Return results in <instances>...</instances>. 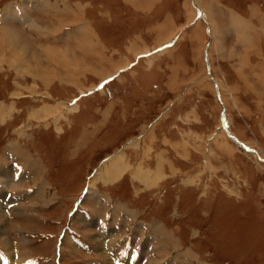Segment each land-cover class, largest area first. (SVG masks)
<instances>
[{
  "label": "rangeland",
  "instance_id": "obj_1",
  "mask_svg": "<svg viewBox=\"0 0 264 264\" xmlns=\"http://www.w3.org/2000/svg\"><path fill=\"white\" fill-rule=\"evenodd\" d=\"M169 1L119 52L89 23L117 44L125 9L45 0L47 43L2 10L31 63L0 55V264H264V0Z\"/></svg>",
  "mask_w": 264,
  "mask_h": 264
},
{
  "label": "crops",
  "instance_id": "obj_2",
  "mask_svg": "<svg viewBox=\"0 0 264 264\" xmlns=\"http://www.w3.org/2000/svg\"><path fill=\"white\" fill-rule=\"evenodd\" d=\"M3 1V2H2ZM29 1L33 2V3H37L35 5L32 4H28L27 7V12H24L23 9L21 8V6L26 5V3H28ZM45 0H12L10 1V3H8L9 1H4V0H0V18L3 17V15H1L2 10H4L7 6H9L10 4H15L13 5L15 8V16H13V23L16 26L17 29H19L23 34H25L28 38V40H31L33 42L35 41H39L42 43H47L46 39L51 40V36L48 38V35L45 34V38L43 37V35L41 36L39 31H34L32 29H30L28 27V23H26V21H28V19L31 20L33 19H38V20H46L48 18H51V14L48 13V6L45 5L43 6ZM78 0L74 1V0H65L64 4L62 5L63 8L65 9V12L63 13V15H66L65 17H69L68 19L72 20V18L74 17H79L81 16L80 11L76 8L75 2H77ZM94 0H86V2H88L92 5ZM3 3V4H2ZM22 3V5L20 6V4ZM97 6L95 7H89L87 9V11L89 10V14L95 10V12L98 13V16L102 17V12L100 11V8L102 6H106L108 7V11L110 14L111 18H105L107 19V21H109V24L113 25L118 17V9H122V11L125 9L128 11L129 14V19L128 21L124 22L123 24V36L122 38H120L121 36L118 35L117 39L114 40L117 41V44L112 43V39H110L109 36H107L105 33L106 30H104L103 28H101L99 26V20H97V22H94V25L92 23L90 24V28L92 30H94L97 33L96 39L94 40V44L96 48H104L107 47L110 50H117L116 52L120 51V48H122V46L127 49H131V46L133 48L134 44L132 41L134 40H129L128 37L130 36H134V35H138V33L144 31L143 28H145V32L148 30L149 27H151L153 32H156L157 35H159V38H164L165 36H167V38H169L171 36V34L173 33V31H175V21L172 22V20L169 19L170 16H172L173 18L171 19H175V7L172 4V1L169 0H106V2H102L101 0H99V2H96ZM90 6V5H89ZM93 6V5H92ZM170 6V10H167V8ZM163 9H165L166 11H163ZM7 10L10 11V6L7 8ZM19 10V11H18ZM92 10V11H91ZM47 14H46V13ZM87 13V14H88ZM150 15L151 17V23L148 25L147 23L145 24L144 21H142V18H140L141 16H143L144 14ZM164 13H169L168 16H164ZM29 15V18H28ZM62 15V14H61ZM11 16V15H9ZM25 17V18H24ZM139 17V18H137ZM103 19V18H102ZM134 21L137 22V26L134 25ZM1 23V22H0ZM96 25V27H95ZM7 26H12V25H7ZM7 32H9L10 34L19 37L20 35L18 33H16V31L14 30L13 27L7 28L6 29ZM80 30L83 31L82 28H80ZM65 34L64 36V41L62 44H60L59 46L63 45V46H71V47H77L78 43H75V41H73V37L76 34H80L81 32H72V28H66L65 31H62L59 33V35ZM68 33V34H67ZM84 33V32H83ZM88 36L89 33L85 32ZM130 33V34H129ZM132 34V35H131ZM142 35V34H141ZM135 37V36H134ZM119 39L120 40H127L128 39V43L125 45L122 43H119ZM35 40V41H34ZM46 40V41H45ZM36 43V42H35ZM129 44V46H128ZM143 47V46H142ZM147 47V46H146ZM141 48V47H140ZM9 53V52H8ZM114 53V52H113ZM11 54L9 53V56ZM16 55V54H15ZM264 60V59H263ZM259 67L256 66L257 71L259 70L260 72L258 73L259 76H264L262 75V73H264V61L262 63H258ZM255 77H257V74L255 73ZM259 80H262V78H259ZM259 84L263 83L261 81L256 80Z\"/></svg>",
  "mask_w": 264,
  "mask_h": 264
},
{
  "label": "bare ground",
  "instance_id": "obj_3",
  "mask_svg": "<svg viewBox=\"0 0 264 264\" xmlns=\"http://www.w3.org/2000/svg\"><path fill=\"white\" fill-rule=\"evenodd\" d=\"M24 7V6H23ZM26 7V6H25ZM24 7V8H25ZM8 8V7H7ZM7 8L4 10V14H15L16 13V11L15 10H13L14 8L12 7V6H10V11L9 10H7ZM19 11V10H18ZM63 13V12H62ZM12 14V15H13ZM4 16H6V15H4ZM10 17V16H9ZM27 23V22H26ZM29 26V25H28ZM44 29V28H43ZM57 31V30H56ZM47 32V31H46ZM59 32V31H58ZM57 32V33H58ZM19 37H16V36H14V35H12V34H10L9 32H7V30L6 29H4V30H2V33H1V36H0V55L3 53V52H5V51H7V52H9L11 55L9 56V58L8 59H15V61L13 62V63H17L18 62V64L19 63H31L30 62V58L28 57V51H29V49H28V51L26 50V51H24V52H22V53H20V50H19V46H18V43H19V39H18ZM24 38V37H23ZM33 42V41H32ZM20 44V43H19ZM27 45V44H26ZM29 46V45H28ZM30 47V46H29ZM23 49V48H22ZM21 49V50H22ZM41 49V48H40ZM42 50V49H41ZM40 50V51H41ZM63 50V49H62ZM63 52V51H62ZM68 52V51H67ZM67 52H64L63 53V55L64 56H66L67 55ZM42 53V52H41ZM46 53L49 55V50L48 51H46ZM61 53V52H60ZM16 54V55H15ZM34 54H36L37 55V53H34ZM33 54V55H34ZM76 56V55H75ZM19 57L20 58H22V60H20L19 59ZM42 57V56H41ZM60 59V58H59ZM61 59H63V58H61ZM65 59L67 60V61H69V59L68 58H64L63 60H62V62L64 63V61H65ZM0 61H2L1 59H0ZM74 62V61H73ZM2 63V62H1ZM17 64V65H18ZM75 64V63H74ZM63 66V65H62ZM64 67H65V65H64ZM76 68H77V66H76ZM57 76H59L58 74H57ZM56 76V77H57ZM51 77H47L45 80H48V79H50ZM28 163V162H27ZM109 163L110 162H108L107 164L109 165ZM112 164V163H111ZM106 166V165H105ZM115 167V165H111V168H114ZM116 169H118V167H117V164H116ZM110 177H111V180H114L115 178H117L118 176L116 175V174H114V173H112V172H110ZM150 180V179H149ZM148 182V181H147ZM164 245V244H163ZM165 246V245H164ZM122 262V261H121ZM123 263V262H122ZM140 264V263H139Z\"/></svg>",
  "mask_w": 264,
  "mask_h": 264
}]
</instances>
